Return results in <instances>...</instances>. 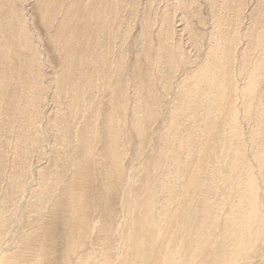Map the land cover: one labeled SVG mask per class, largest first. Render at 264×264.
I'll return each mask as SVG.
<instances>
[{
	"label": "bare ground",
	"instance_id": "bare-ground-1",
	"mask_svg": "<svg viewBox=\"0 0 264 264\" xmlns=\"http://www.w3.org/2000/svg\"><path fill=\"white\" fill-rule=\"evenodd\" d=\"M63 1L60 2V0H48L47 5H44V17L47 20L49 26L53 21H57V19L60 17L58 14L61 11ZM116 1L118 0H70L71 5L68 9V12L62 16L63 18L61 24L55 28V33L51 37L53 43H57L60 50L64 52L70 47V40L74 39L72 38V34L76 30H80L76 34V37L77 40L78 38L80 39L77 41V43L80 44L82 52L80 58L78 59L79 61H76V63L80 62L82 66L90 63V65L93 67V70L91 71L92 76L90 75L91 77H87L88 79H86L85 75L82 74L84 77L81 79L83 81V85H88H85L80 89H85V91L88 89L92 92H98V88L101 87L107 79H110V76L107 77L108 75H106L107 73H105V71L109 70V68H113L115 70L116 65L113 66L114 61H111L110 58V54L112 55L114 48L113 25L111 23L115 21L111 20L112 22L106 24V20L107 17L112 18L110 14L115 8L120 7V0L119 3L117 2V4L114 5ZM4 3L9 4L8 6L4 7H7L5 11L7 17L9 18L8 22L10 24L11 33L8 34L10 36L7 37L8 40L4 44L3 48L2 44H0V98L4 100L5 97L10 94L11 88H13V92L18 94L19 101L25 98V94L23 93L24 91L22 90L20 93L17 87L14 85V82H12L13 78L11 79L9 77L11 72L10 66L3 63L7 62L9 56L15 58V56L18 55L19 49L15 48V50H13V47L15 46L14 43H16L14 41L16 40L17 42H20V46H22L24 49H29V64L30 72H32V74L27 75L28 77H25L27 78L26 83H30L27 85L29 89L27 90L26 94L29 97H32L33 101H36L38 104L40 103V99L42 97V92L40 90L43 89L44 91L45 88L40 82L41 77L39 76V78H37V76L40 75V69H38L39 65L37 63V51L33 46H30L28 36L29 34H27L23 30L24 27L22 28L21 26L20 21L22 13H20V9H18L16 0H0V6ZM112 6L114 7L110 8ZM4 7L0 8L2 12L4 11ZM24 20L26 19L24 18ZM98 22H100L101 26L99 27L96 25L95 28H93V23ZM31 32L30 36L32 35ZM236 34L233 33L232 38L235 39ZM36 37L38 38V36ZM77 50L76 52H78ZM23 53H21V55ZM61 53L62 52H60V56ZM11 60H13V58ZM212 60L210 61V64H213ZM228 60L230 61L229 56ZM67 61L68 60L66 59L65 63ZM259 63L262 64L261 62ZM171 66H173V63ZM262 67H264L263 64ZM98 68L101 70L100 75L95 74V70ZM170 69H173V67ZM20 72L21 70L19 73ZM78 72H80V69ZM221 72L225 74L228 84L227 96L225 98L222 97L224 100L211 101L207 92L201 87H192L193 89L186 87L182 90L181 102L182 105H184L183 107L185 110H190L192 108L191 103H188V100L192 99L191 97L194 93L198 94L207 110H210L212 106H214L217 110V114L214 117L213 122L210 123L209 126H204L203 134L205 137H203L204 141L200 150L198 151L196 148L198 139H195V131L193 128L184 130L181 129L180 125H174L168 129L165 137L162 135L165 132L161 133L163 138H165V141H160L163 142V145L160 143L162 147L161 149L159 147L160 150L158 149V152H155L154 154L152 152L153 156L151 157L150 155V160L143 167L144 171L142 170L133 172V168H131V170L126 173V167L124 166L123 161L124 158H126L127 149L121 148L122 138H124L122 135L125 134H123L124 132L121 119L118 120V118H122V115L124 114H122L123 110L121 109V106L119 107L118 104L115 103V100H112V108L109 109L106 114H102L104 110L100 107H96V109L94 108L92 117L95 119L92 121H87V118L80 131L78 128H74L72 123L69 125V127L64 129L60 127L62 129H60L58 142L56 144H61L63 148L67 149L65 151L66 156H64V161H66L65 163L68 166L67 169H71V175H68L69 177L64 180V186L61 190L59 189L60 192L57 193L55 200L52 202L49 208V212L51 213L50 216H42V220H39L41 218L37 219V223L33 225V223H35L33 221L35 220L34 216L37 214V210L35 214H32V216L30 214L29 216H31L32 219L31 221L29 220L27 224L30 225L31 228L25 231V233L21 232V229L23 228V225L19 223L21 218L18 215L14 217L15 219L13 221L19 224L16 223V227H18V229L13 233V237L11 236V244H7L6 241L10 238V235H12L13 226L10 220L0 219V264H235L239 261V259L243 257L247 258L255 249L256 243L264 239V211L262 209L263 204L260 203L262 200L259 201L260 197H258L260 194H258V191L261 185L259 183L261 177L260 174L256 173L257 171L254 172L251 169V162H249L248 158L244 156L242 150L240 151L241 148H239V145L242 144L240 138L241 133L239 129L241 122L240 124L237 122L238 107H236L235 100L233 99V93H235L234 90L238 91L239 89L238 85H235L234 83L235 79L238 78L236 77L237 74L234 75L228 64L223 65ZM60 73V75L58 73L59 81L58 85L56 86L59 89L66 87L69 91L70 89L73 90L74 88L72 89V86H68L67 78L65 77L67 76V73ZM111 74H113L114 77L116 75V73L113 72ZM252 75L251 76L254 82V78H256V76L255 74ZM19 76L21 75H18V77ZM18 79H20V77ZM87 80L91 81L88 83ZM96 82H98V86L95 88L94 85L96 84L94 83ZM251 83L252 81L250 80V82L246 84L245 89L241 88L242 91L244 92V90L251 86ZM224 84L226 85V83ZM214 85L216 86V84ZM30 89L33 91V93ZM62 90H64L63 97L65 96V101L59 99V106H61V104H64L65 106L66 101L69 100L67 101V104L69 103V109H66L70 112V110L74 108L72 107L74 106L72 104L73 100L72 102L70 100L72 98H68L66 100L68 90L65 88ZM247 92L249 91L247 90ZM77 93L78 92L74 93V95ZM87 94L83 92L81 95L83 98H79L80 103L78 104L82 106V109H76L78 116L83 115L86 107H89V104L87 105V101H85V96H87ZM200 99L199 101H201ZM91 101H89V103H91ZM125 101H127L126 98L123 102L124 104L126 103ZM245 106L243 107L245 109V113L250 115L252 109L250 110L249 105L248 108H245ZM61 107L63 114L61 113L62 116L59 115L60 123L64 124L63 115L65 112L64 110H66V106ZM89 109L91 110V108ZM10 110L16 111L15 106L11 105ZM143 110L145 114L150 115V118L153 117V111L149 107H143ZM86 111H88V109ZM172 112L174 111H171L170 113ZM24 113L27 115V118H30L29 121H26V124L32 125L33 117L36 115L37 118L39 112L37 113L32 110L31 107H27L25 108ZM175 113L177 114V112ZM100 115H102V118L104 116L106 118V122L103 121L104 127L102 126V122L99 121L100 118L98 119ZM186 115L185 118L187 117ZM85 116L88 115L85 114ZM165 116L167 115L165 114ZM177 117L179 120L180 116H178V114ZM181 118H183V116ZM138 119L139 118H136L134 120L133 128L137 132V136L141 137V140H143L145 128L143 125L137 122ZM68 123H70V121ZM258 124L256 125V130L253 132L254 136L259 139L257 141L261 143V154L264 153V130L259 132L260 129ZM225 127H227V129H224L227 130V133L224 139L222 131ZM226 136L229 138L228 143L226 141ZM158 142L159 139L157 143ZM226 143L233 152L232 153L230 149L231 155L228 160L226 157H224L225 159L218 157L219 150H223L226 146ZM52 146H50V148ZM257 146H259V143ZM157 148L158 145L156 146V149ZM259 148L261 149V147ZM156 149L154 150L157 151ZM227 150L229 149L227 148ZM223 156H226V152L223 154ZM186 157H189L190 160L195 158L193 164L188 165ZM261 158L264 160V156L261 155ZM216 161H223V167L222 164L221 167L216 166V168L221 170L222 173H218L216 171L214 166ZM54 164L57 163L54 162ZM49 168L50 167L47 166L46 168H41L38 170V182L36 185H41V187L36 188V192H38L39 196L37 197L38 204L36 202L34 206H41L45 204L46 199L48 201V196L46 193V190H48V185H46L45 180L47 177H49L47 176L50 171ZM262 172H264L263 169ZM57 175L59 176V174ZM140 175L145 176V178L143 177L144 179L141 178L144 180V182L139 186L142 191L136 192L134 191V184H137L139 181L137 179H140ZM27 178L28 174L23 170H20L17 174V178H14L10 183V188L7 190V192H9L8 196H15L22 188H24L23 185ZM39 178L42 182L40 184H38ZM220 179L224 180L225 182L226 179H229V181L232 180L239 188H236V190L238 189L236 192V194H238L236 201L232 202V200H230L229 202L227 201V203H225H229L230 211L227 217L224 218L223 227H221V221L216 215V207L215 203L213 202V198L217 199L219 196H223L221 187L217 185ZM59 180L61 179L56 178L55 183L59 182ZM231 185L234 186L235 184L231 183ZM53 188V191H57L54 186ZM120 195L122 200L126 201V203L122 201V205L120 206L119 210V208L117 209L113 206L112 202L115 197ZM162 195L164 196V199L160 203L159 198ZM127 196L129 197L127 198ZM246 199L248 202H246ZM12 200L14 199L12 198ZM103 202H105L106 205L108 203L105 213L101 216H97V213L100 209V203ZM221 203L223 202L221 201ZM127 209L129 211L127 215L128 220L126 219ZM21 210L22 209L20 208V211ZM125 219L132 223L130 224L131 227L128 225L130 232H128V226L125 228L126 232L123 230L124 225H126ZM57 221H59L62 225L63 235L64 238H67V242L65 245V252L61 251L62 254L59 256V258L63 257L62 260L54 263L53 256L59 253H56L57 250L54 252L55 246L52 245H57V243H55L56 240L52 241L53 239H50L47 241V239L52 236L49 234L51 233L49 232V222L51 224H56ZM94 222H98V224H95ZM59 224L57 223V225ZM240 226L242 227V230L240 229ZM94 229H96L99 233V236H96L97 240L100 241L99 248L96 245L97 243H91L92 245L90 246L87 245V239L92 235V231ZM52 231L54 233V230ZM83 247H85L84 251H82Z\"/></svg>",
	"mask_w": 264,
	"mask_h": 264
},
{
	"label": "rangeland",
	"instance_id": "rangeland-1",
	"mask_svg": "<svg viewBox=\"0 0 264 264\" xmlns=\"http://www.w3.org/2000/svg\"><path fill=\"white\" fill-rule=\"evenodd\" d=\"M61 1L63 0H60V2ZM47 2L48 0H16L18 9H20L19 11L20 13H22L20 21L21 26L22 28L24 27L23 30L27 34H29L28 36L30 46H33L37 51V63L39 65L38 69H40V75L37 74V78H39V76L41 77L40 82L44 85L45 88L44 91L43 89L40 90L42 92L40 103L37 104L36 101H33L32 97H29L26 94L27 90L29 89L27 85H29L30 83H26L27 78L25 77H28L27 75L32 74V72H30L29 64V49H24L22 46H20V42H17L15 40L14 42L16 43H14L15 46L13 47V50H15V48L19 49L18 55L15 56V58L9 56L8 59L10 60L7 59V62H3L11 68L9 77L11 79L13 78L12 82H14V85L17 87L20 93L23 90V93L25 94V98L21 99L20 102L18 94L16 92H13V88H11L10 94H8L4 100L0 98V113L2 111V113L0 114V135L2 134L0 136V219L10 220L13 226L12 235H10V238L6 241L7 244L12 243L13 233L18 229V227H16L17 222L13 221L15 219L14 217L18 215L21 218L19 223L23 225L24 228L21 229V232L25 233V231L31 228L30 225L27 224V222L29 220L31 221V216L32 214L36 213V210L37 214H35L34 216L35 220L33 222L35 223H33V225L37 223V219L41 218L39 220H42V216H50L51 213L49 212V208L52 202L55 200L57 193L60 192V190L64 186V180L71 175V169H67L68 166L65 163L66 161H64V156H66L65 151L67 149L63 148L61 144H59L60 146L56 144L58 142L60 129L69 127V125H71L72 123L74 128H78L80 131L84 126L87 118V121H92L95 119L94 117H92L94 108L96 109V107H100L104 110L102 114H106L108 110L112 108V100H115V103L118 104L119 107L121 106V109L123 110L122 114H124L122 115V118L119 117L118 120L121 119L124 132L123 134H125L122 135V137L124 138H122L121 148L127 149L126 151L127 153H129H126V158H124L123 161L124 166L126 167V173H128L131 168H133V172L142 170L144 171L143 167L150 160V155L152 157L155 152H158L161 149L163 142L165 141V138H163V136L165 137L168 129L174 125H180L181 129L184 130L188 128L194 129L195 139H198H196V148L199 151L204 141L203 137H205V135L203 134L204 126H209L210 123L213 122V119L217 114V110L214 106H212L210 110H207L198 94L195 93L192 95V99L188 100V103H191L192 108L190 110H185V108L183 107L184 105H182L181 102L182 90L186 87H201L207 92L211 101L224 100L223 98H225L228 93L227 80L225 78V74L221 72L222 67L225 64H228L234 75L237 74L236 77H238L237 79H235L234 83L235 85H238L239 89L237 88L238 91L234 90L235 93H233L234 91L232 93L233 99L236 103V107H238L237 122H239V124L241 122V124L239 125V129L241 133L240 138L242 144L239 145V148H241L240 151L242 150L244 156L248 158L249 162H251V169L254 172L257 171L256 173L260 174L261 178L259 180V183L261 185L258 191V194L260 193V196L258 195V197H260L259 201L262 200L260 203L263 204L262 209L264 211V172H262V169L264 170V160L261 158V155L264 156V153L260 154L262 146L260 145L261 143L257 141L259 139L254 136L253 132L254 130H256L255 128L258 123L260 129H258L259 132L264 130V67H262V64L264 66V0H120V7H117L114 10L112 9L113 11L110 14L112 18L107 17L106 20V24L112 22L113 20L115 21L111 23L113 25L114 48L112 55L110 54V58L111 61H114L113 66L116 65V67L115 70L113 68H109V70L105 71V73H107L106 75H108L107 77L110 76V79H107L105 83L98 88V92L94 91L95 93L88 89H86V91L85 89H80L83 86L88 85H83V81L81 79H83L84 77L82 74H84L86 79H88L87 77L92 76L91 71L93 70V67L90 65V63L85 64L84 66H82L80 62L76 63V61H79L78 59L80 58L82 52L80 44L77 43V41L80 39L78 38L77 40L76 37V34L80 30H76L72 34V38L74 39L70 40V47L67 49L68 52L66 50L64 52L61 51L58 44L53 43L51 38L55 33V28H57L61 24L63 18L62 16L68 12V9L71 5L70 0L63 1L61 8L62 12L60 11V13L58 14L60 15V17L57 19V21H53L50 26L44 17V5H47ZM117 2L119 3V0L116 1L114 5L117 4ZM8 5V3H4L0 6V8ZM113 7L114 6L110 8ZM6 9L7 7H4L3 12L2 10H0V44H2V48L8 40L7 37L10 36L8 34L11 33L10 24L8 22L9 18L7 17L5 11ZM24 18L26 20H24ZM98 23H93V28H95L96 25L100 27V22ZM30 32L32 34L31 36ZM33 32L36 33L34 34ZM233 33H237L235 35V39L232 38ZM36 36H38V38ZM32 39H34L35 42ZM76 50L78 52H76ZM60 52L63 53H61V56ZM21 53L23 54L21 55ZM228 56L230 58V61L228 60ZM12 58L13 60H11ZM66 59L68 61L65 63ZM211 60L213 64H210ZM62 61L64 64L62 63ZM259 62H261L262 64H260ZM172 63L173 66H171ZM172 67L173 69H170ZM79 69L80 72H78ZM20 70L22 73H19ZM60 72L67 73L69 79L67 76L65 77L67 78L68 86H72V89L74 88L73 90L70 89L69 91L68 88L63 87L68 90L66 100L68 98H72L70 100L71 102L73 100L72 104L74 105L72 106L74 108H72V110H70L69 112V110H67L69 109V103L67 104V101L69 100L66 101V107L64 106V104H61V106L65 107V109L67 108L66 110H64L66 113L64 112L63 115L64 124L60 123V116H62L63 111L61 109L62 107L59 106V101L61 99L62 101H65V96L63 97L64 90H62L63 88L59 89L56 86L58 85V78L61 74ZM110 72L116 73L115 77ZM251 72L256 76V78H254L255 83L253 82V75L251 74ZM95 74H101L100 68L95 70ZM18 75H21L19 76L20 79H18ZM250 80L252 81L251 84L253 86L250 84L251 86L244 90V93L242 89H245L246 84L249 83ZM87 81L89 83L91 80ZM224 83H226V85ZM94 84H96L94 85L96 88L98 86V82ZM214 84H216V86ZM247 90L249 92H247ZM76 92L78 93L74 95V93ZM83 92L85 94L88 93L87 96H85V101H87L86 104H89V107H86V110L88 109L89 111V108H91V110L88 112L84 107L85 111L83 112V115L78 116L76 109H82V106L78 103H80V99L83 98L81 96ZM125 98L127 101H125L126 103L124 104L123 102ZM199 99L201 101H199ZM89 101H91V103H89ZM11 105L15 106L16 111L10 110ZM248 105L250 107V110L252 109V113L250 112V115L245 113V109L243 108L244 106L245 108H248ZM146 106L153 111V117L150 118V115L145 114L143 107ZM27 107H31L32 110L37 113L39 112L37 118L36 115L33 117L32 125L26 124V121H29L30 119L29 117L27 118V115H25L24 113L25 108ZM170 110L174 112L170 113ZM175 112H177L181 120H178L177 114ZM174 113L176 114V116ZM85 114L88 116H85ZM165 114L168 117H171L168 118L167 116H165ZM185 115L187 116L186 118ZM182 116L183 118H181ZM136 118H139L137 122H139V124L143 125L145 128L143 140H141V137L137 136V132L133 128V123ZM98 119L102 122V126L104 127L103 121L106 122L105 116L102 118V115H100ZM69 121L70 123H68ZM224 129H227V127L223 128L222 131L224 133H222V135H224L223 138L225 139L227 130ZM161 133H163V136L161 135ZM251 136L254 137L252 138ZM158 139L159 144L157 143ZM228 139V136H226L227 143L229 141ZM227 143L223 150H219L218 157H226V159L228 160L230 158L232 149L228 147ZM258 143L259 146H257ZM50 144H52L53 146ZM156 144L158 145L157 149ZM50 146L52 147L50 148ZM55 147L59 150H57ZM259 147H261V149ZM227 148L229 150H227ZM154 149H156L157 151H155ZM225 152L226 156H223ZM227 153L230 154L228 155ZM186 159L188 165L193 164L195 160L194 158L192 159V161L189 157H186ZM54 162H56L57 164H54ZM221 164L223 167V161L215 162L214 166L218 173L222 172L221 170L217 169L216 166L221 167ZM47 166L50 167L49 169L51 171V173L49 171L47 175L49 177H47L45 180L46 185H48V190H46L48 201L46 199L45 204L41 206H34L36 202L38 204L37 197L39 196L38 192H36V188L41 187V185H36L38 182V170H40L41 168H46ZM20 170H23L28 174V178L25 180V183L23 185L24 188H22L15 196H8L9 192H7V190H9L10 188V183L14 178H17V174ZM57 174H59V176ZM141 176L142 175L139 176L140 179H137L139 180L137 184H134V191L136 192L142 191L139 186L143 184V179L145 178V176ZM56 178H60L61 180L55 183ZM228 181L229 179H226V182L221 179L219 180L217 185L221 187L223 196L218 195L219 197L217 199L213 198V202L215 203L216 207L215 212L219 220L221 221V227L224 226V218L227 217L230 211L229 203H225H227V201L229 202L230 200H232V202H235L236 198H238V194H236V192L239 188L232 180L229 182ZM40 183L42 182L39 178L38 184ZM231 183H234L235 185L232 186ZM53 186L57 191H53ZM236 188L238 189L236 190ZM128 197L129 196H127V198ZM12 198L14 200H12ZM163 199L164 196H160V203L163 201ZM122 201L123 200L120 195L113 199L112 204L115 208H119L120 210ZM221 201L223 203H221ZM123 202L126 203V201ZM246 202H248L247 199ZM107 205L105 202L100 203V209L97 213V216H101L105 213ZM41 207L43 208V210ZM20 208L22 209L21 211ZM128 213L129 211L127 209V220ZM30 214L31 216H29ZM126 219V225H124L123 228L125 232V228L128 225L132 224ZM57 223L59 224L60 222L57 221L56 224L54 223L56 225L55 226L54 224H51L49 222V232H51L49 234L52 236L47 239V241L50 239H53L52 241L56 240L55 243H57L58 245H52L55 246L54 252L57 250L56 253H59H54V263L62 260L63 257L59 258V256L62 254V252H65V245L67 242V238H64L63 235V228L61 223L59 225H57ZM94 223L98 224V222ZM51 229L54 230V233ZM240 229L242 230L241 226ZM92 232V235L87 239V245L90 246L97 243L96 245L99 248L100 241L97 240L96 237L99 236V233L96 229H94ZM128 232H130V228ZM84 250L85 247L82 248V251ZM235 264H264V239L256 243L255 249L247 258L243 257L239 259V261Z\"/></svg>",
	"mask_w": 264,
	"mask_h": 264
}]
</instances>
